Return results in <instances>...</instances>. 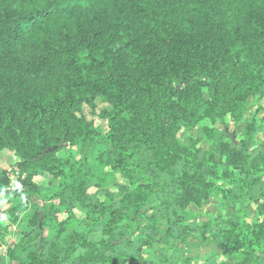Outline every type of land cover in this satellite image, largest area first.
Wrapping results in <instances>:
<instances>
[{
	"label": "trees",
	"instance_id": "obj_1",
	"mask_svg": "<svg viewBox=\"0 0 264 264\" xmlns=\"http://www.w3.org/2000/svg\"><path fill=\"white\" fill-rule=\"evenodd\" d=\"M0 149L7 264H264V0H0Z\"/></svg>",
	"mask_w": 264,
	"mask_h": 264
},
{
	"label": "rangeland",
	"instance_id": "obj_2",
	"mask_svg": "<svg viewBox=\"0 0 264 264\" xmlns=\"http://www.w3.org/2000/svg\"><path fill=\"white\" fill-rule=\"evenodd\" d=\"M105 104L101 103L100 107H104ZM96 122L97 124L101 127V129L106 130L107 126H106V122L104 120H102L99 117H96ZM247 121L242 122L238 127H235V124L228 120V130L232 133L233 137L235 138V140H240L243 137V133L242 130L245 127ZM207 123V122H206ZM215 127H217L218 131H223L225 132V127L223 124L221 123H217L215 125ZM237 131V133H236ZM194 134L200 136L202 135V129L201 128H196L193 131ZM184 135V133H183ZM204 145L207 147L208 143H204ZM17 157L15 156L14 152L8 149H0V168L7 171V174L4 175H0V181L3 183H7L10 184L11 180L9 178V173L12 171L11 167L13 166L14 162L16 161ZM51 177L49 176L48 173H41L40 175H38L36 177V180L41 183V184H45L47 185L50 182ZM119 179L127 182L126 178H123L121 176H119ZM217 204V199L213 198L209 203H207V205L204 207V210H209L211 212V214H216L217 211L219 210L218 207L216 206ZM79 215H83L81 212H78ZM203 219H205L204 217H202ZM16 232L17 229L14 228V233L11 237H9V240H14L16 238ZM98 237V236H95ZM193 241H199L197 238L190 236L189 237V243ZM162 244L163 241L160 238H157L154 245L152 247H156L158 244ZM184 249L188 252H190L192 255H199L201 257H203L206 254L211 253L212 250H216V257L218 258H227V259H232V257H227V254L218 246L214 245L213 243H206L203 246L200 245H196V244H191L187 247H184ZM5 250L6 247H1L0 248V255L2 256V260L0 264H7V257L5 256Z\"/></svg>",
	"mask_w": 264,
	"mask_h": 264
},
{
	"label": "built area",
	"instance_id": "obj_3",
	"mask_svg": "<svg viewBox=\"0 0 264 264\" xmlns=\"http://www.w3.org/2000/svg\"><path fill=\"white\" fill-rule=\"evenodd\" d=\"M21 177H23V175H21L20 172L11 171L9 173V178L11 180V183L9 184V187L10 188L20 187L21 186V182H20V178Z\"/></svg>",
	"mask_w": 264,
	"mask_h": 264
}]
</instances>
